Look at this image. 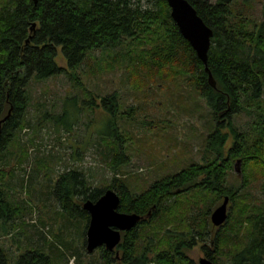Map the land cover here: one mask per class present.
<instances>
[{
	"label": "trees",
	"instance_id": "16d2710c",
	"mask_svg": "<svg viewBox=\"0 0 264 264\" xmlns=\"http://www.w3.org/2000/svg\"><path fill=\"white\" fill-rule=\"evenodd\" d=\"M189 2L214 30L207 66L180 32L166 0H0V121L7 117L0 126L1 160L26 125L31 79L73 75L96 50L117 52L112 67L127 62L133 72L145 70L151 77L183 75L212 108L216 130L209 137V151L215 154L213 160L191 164L141 194L131 193L116 176L102 189L93 186L83 171L72 169L60 175L53 194L71 217L90 219L84 202L98 200L110 188L120 195L119 211L146 215L151 210L149 217L123 232L115 250L102 248L107 264L116 261L113 254L119 250L125 264H150V252L154 264H198L186 250L209 237L208 215L226 195L233 206L221 226L225 228L211 241L213 246H204L206 255L218 264L214 252L222 246L233 264H264V200L252 194L257 182L263 183L264 192V7L261 18L254 19L236 9L233 0ZM59 46L67 68L56 60ZM102 99L116 116L120 110L116 93ZM240 113L253 119L243 130L234 122ZM121 134L117 131L114 145H108L114 169L118 157L125 156L118 142L126 140ZM230 136L234 140L226 149ZM22 150L27 157V150ZM235 159L237 166L241 160L242 169H236L238 178L232 183ZM4 178L0 172V221L5 228L24 209L9 200ZM200 221L204 229L197 228ZM146 224L155 232L152 238L143 232ZM171 225L174 229L166 231ZM147 239V245L141 246ZM0 264L55 263L40 246L28 245L14 262L0 247Z\"/></svg>",
	"mask_w": 264,
	"mask_h": 264
},
{
	"label": "rangeland",
	"instance_id": "374dc122",
	"mask_svg": "<svg viewBox=\"0 0 264 264\" xmlns=\"http://www.w3.org/2000/svg\"><path fill=\"white\" fill-rule=\"evenodd\" d=\"M233 2L236 9L244 10L254 19L261 18L264 0ZM116 53L96 50L73 75L64 73L45 80L33 78L28 84L26 125L18 132V142L0 159L8 198L24 209L5 228L0 221V247L13 262L29 245L43 248L55 264H107L102 254L104 246L92 253L86 248L90 219L64 213L53 194L62 173L72 169L83 171L93 186L102 189L108 188L116 176L131 193L141 194L154 182L191 164L213 160L215 156L209 151V137L216 130V120L198 90L183 75L170 79L168 75L151 77L145 70L133 72L127 62L115 63L112 67L110 62ZM56 60L67 68L60 46ZM113 93L117 95L120 109L116 116L102 99ZM234 122L243 130L253 119L240 113ZM117 131L126 138L122 142L118 139L125 156L118 157L114 169L109 164L108 145H114ZM233 140L230 136L226 149ZM23 148L27 150V157ZM117 151L113 150V154ZM236 160L230 171L232 183L238 178L236 169H242V165L235 164ZM261 186L263 183L257 182L252 189V194L260 197L259 201L264 200ZM221 203L214 204L212 212ZM211 214L207 225L209 237L186 250L198 264L200 258L207 256L204 246L212 247L211 241L220 228H225L214 226ZM198 223L197 228L204 229L201 221ZM146 226L150 227L146 224L143 232L152 238L150 234L155 232ZM148 242L149 239L142 241L141 246ZM234 248L231 244V250ZM217 251L214 258L218 264H233L222 246ZM153 255L151 252L148 255L150 264L155 263ZM113 257L116 261L111 264H125L121 250L114 252Z\"/></svg>",
	"mask_w": 264,
	"mask_h": 264
},
{
	"label": "water",
	"instance_id": "95a60500",
	"mask_svg": "<svg viewBox=\"0 0 264 264\" xmlns=\"http://www.w3.org/2000/svg\"><path fill=\"white\" fill-rule=\"evenodd\" d=\"M37 1L34 0L35 3ZM166 1L171 10V17L180 32L189 41L200 60L207 66L214 30L205 23L189 0ZM206 70L209 71L208 67ZM209 79L210 83L215 86L216 83L211 74ZM6 118L0 121V126ZM240 163L241 160H238V164ZM120 203V195L113 189H107L96 201L87 200L84 202L83 208L90 215L86 242V248L90 253L103 246L111 251L115 250L122 241V232L133 229L141 220L151 214V210L146 215L121 212L118 209ZM229 203L230 197L226 195L222 203L212 212L211 222L214 226L221 227L227 222ZM199 264H215V262L210 258L202 257L199 259Z\"/></svg>",
	"mask_w": 264,
	"mask_h": 264
},
{
	"label": "flooded vegetation",
	"instance_id": "af4514ba",
	"mask_svg": "<svg viewBox=\"0 0 264 264\" xmlns=\"http://www.w3.org/2000/svg\"><path fill=\"white\" fill-rule=\"evenodd\" d=\"M122 236H123V234H122ZM205 253H206V251H205ZM205 257L209 258L208 256H205Z\"/></svg>",
	"mask_w": 264,
	"mask_h": 264
}]
</instances>
